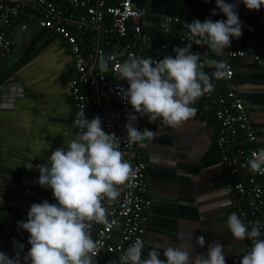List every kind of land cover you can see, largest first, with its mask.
I'll return each instance as SVG.
<instances>
[{"label": "crops", "instance_id": "obj_1", "mask_svg": "<svg viewBox=\"0 0 264 264\" xmlns=\"http://www.w3.org/2000/svg\"><path fill=\"white\" fill-rule=\"evenodd\" d=\"M171 1L177 2L174 4L179 11L176 15L156 14L149 4L138 8L137 0L134 4L149 16H178L189 23L195 19L201 22L227 19L215 0ZM213 9L216 15H212ZM237 11L243 22V35L239 39L232 37L230 48L252 47L264 51V6L259 11L249 10L238 2ZM146 19L142 26L147 27ZM149 30L144 31L150 34ZM165 37L156 47L169 44L174 48L172 40ZM84 48L87 53L88 47ZM6 65L8 71H0V232L6 224L18 228V221H26L33 203L44 200L56 203L51 189L35 183L40 175L36 165L45 164L54 150L65 147L78 132L74 126L76 105L71 93L76 74L72 55L63 39L30 24L28 29L17 31ZM123 82L128 88L127 80ZM235 83L257 136L254 144L244 142V134L240 139L248 147L264 148V66L237 62ZM225 86L224 81L219 82L224 96ZM82 90L87 97H92L89 86H83ZM192 107L197 109L196 115L180 127L165 126L161 119L152 124L147 117L137 121L138 130L146 127L156 131L155 139L137 142L148 167L146 194L154 202L148 212L142 259L157 246L161 259H165L163 249L179 244L193 255L206 256L208 245L218 242L224 247L226 264H240L247 239L236 240L227 226L232 212L247 223L238 203L239 194L229 187L239 183L240 177L223 163L217 144L219 124L210 100L202 96ZM18 230V237L0 242V252L14 257L18 249H14L13 241L24 245L21 255L30 250L28 232ZM181 235L182 241L178 239ZM200 236L205 238L203 247L196 243ZM119 258V255L105 254L101 264H119Z\"/></svg>", "mask_w": 264, "mask_h": 264}, {"label": "clouds", "instance_id": "obj_2", "mask_svg": "<svg viewBox=\"0 0 264 264\" xmlns=\"http://www.w3.org/2000/svg\"><path fill=\"white\" fill-rule=\"evenodd\" d=\"M215 2L226 20L201 22L195 19L191 23L184 22V28L195 44L206 45L221 56L231 47L232 37L239 39L243 35L238 2L249 10L259 11L264 0ZM216 14L213 9L212 15ZM192 45L189 42L185 47H174L175 57L166 55L158 60L129 54L116 65L120 80H127L129 85L127 89L120 88L119 94L134 110L128 113L124 126L129 143L155 139L156 131L146 127L140 131L136 127L141 117H147L152 124L161 119L165 126L180 127L196 115L197 109L192 105L198 98L214 89L212 79L226 75L225 61L212 60L206 55L202 60L201 54L192 51ZM110 60L111 56H98L100 73L109 71ZM205 65L214 71L209 74L204 70ZM74 125L80 129L75 138L65 147L54 150L45 164L36 165L40 175L35 183L51 189L56 203L44 200L31 205L27 220L17 222L19 229L30 234V250L21 255L24 245L13 241L14 249H18L16 255L10 257L0 252V264H94L97 243L91 236L92 224L108 223L107 209L102 201H116L120 196L119 186L135 173L122 157L120 138L104 131L99 115L89 120L81 110ZM247 164L251 172L264 175V148L254 151ZM227 226L236 240H251L250 250L243 254L240 264H264L260 222L249 230L237 213L232 212ZM178 239L182 241L183 235ZM189 239L192 240V234ZM196 243L203 247L204 236L198 237ZM144 248L145 242L137 238L120 256L119 264H226L224 247L218 242L208 245L206 256L193 255L179 244L163 249L165 259H161L159 246L148 251L147 258L142 259Z\"/></svg>", "mask_w": 264, "mask_h": 264}, {"label": "built area", "instance_id": "obj_3", "mask_svg": "<svg viewBox=\"0 0 264 264\" xmlns=\"http://www.w3.org/2000/svg\"><path fill=\"white\" fill-rule=\"evenodd\" d=\"M64 3L72 11L64 12ZM148 16V12L136 8L134 0H61L58 5L50 0H0V71H6V61L13 51L18 30H26L30 24H37L39 28L63 39L72 55L76 74L71 85L76 105L74 120L81 110L85 111V117L89 120L99 115L104 131L120 138L119 150L135 173L128 182L119 186L120 196L116 201H102L107 209L108 223L92 224L91 236L97 243L94 264H101L100 259L104 254L121 252L125 244L130 246L137 238L145 241L148 212L154 205L146 194L147 163L139 153L137 143H129L126 138L124 126L128 122V113L134 110L119 94V89H127V85L120 80L116 70V65L126 60L129 54L158 60L164 58L162 54L166 50L173 49L169 44L151 46L150 39L143 35L142 27V22ZM162 22L166 35H170L174 28H179L175 47H185L192 42V51L201 54L202 60L206 55L209 59L223 60L227 64L226 75L220 79L213 78L214 89L204 96L210 100L211 108L216 110L219 124L217 144L223 163L241 180L229 187L248 201V209L243 210L242 217L247 221L249 230L259 221L261 238L264 239V175L251 172L247 164L252 153L258 150L251 148L247 153L242 148L244 142L254 144L257 136L235 83L236 62L264 66V52L255 51L252 47L236 51L225 49L223 55L217 56L206 45H197L190 40L191 34L184 28L187 20L166 15ZM130 31L133 37H130ZM80 33L91 34V51L87 53L79 39ZM231 40L234 41L233 38ZM101 54L112 57L109 71L104 74L100 73L98 67V56ZM175 55L173 51L172 56ZM204 70L208 72L207 65ZM220 81L226 84L225 96L219 89ZM83 86L90 87L91 98L83 92ZM241 134L245 135L244 142L240 139ZM250 175L254 177L250 178ZM258 177L261 181H256ZM19 235L16 226L6 224L0 232V242ZM29 236L28 233L27 242ZM250 247L251 240L247 239L245 254Z\"/></svg>", "mask_w": 264, "mask_h": 264}, {"label": "trees", "instance_id": "obj_4", "mask_svg": "<svg viewBox=\"0 0 264 264\" xmlns=\"http://www.w3.org/2000/svg\"><path fill=\"white\" fill-rule=\"evenodd\" d=\"M50 1L53 2V3H55V4H57V5L61 3V0H50ZM176 3H177L176 1H171V0H154V1H150V2L148 0H137L138 8H143L146 4H149V5L152 6L151 7L152 10L154 12H156V14L157 13H162L163 14V12L165 14H172V15L178 14L179 11H177L174 8V4H176ZM62 10L64 12H66V13H69L70 11H72V9L67 4H65V3L62 4ZM147 19H148V25H147V27L144 24L142 26L143 27V35L144 36H147L146 34H148V33H146L144 30H146L147 28L150 29L149 30L150 31V34H148V35L151 38V40H150L151 46L156 47L157 44H159L160 42L162 43V41H164L165 38H166L165 36L169 37L172 40V44L177 45V37L179 35V28H174L173 32L170 35H166V33L164 32L163 26H162L163 25V22H162L163 21V16L162 17L161 16H157V17L156 16H149ZM147 19H146V21H147ZM36 26L38 27L37 24H36ZM131 35H133V34H130V37H133ZM172 35H173V37H171ZM149 36H147V37H149ZM90 37H91V34H87V33H80V35H79V39H80V41L82 43V46L83 47L84 46L85 47H88V51L87 52L91 51V50H89V47L91 48V45L89 43ZM226 49L227 50H230V51H232V50H235L236 51V50H243L244 48H235L234 49V48H230L229 47V48H226ZM84 50H85V48H84ZM255 51L261 52L263 50L255 49ZM172 54H173V49H170V50H166L162 55H171L172 56ZM10 55H9V57H10ZM236 64H237V62H236ZM213 70L214 69L208 68V73L211 74V72ZM6 71H8L7 65H6ZM242 148L247 153L251 149V147H248L245 144L242 145ZM252 177H254V176L250 175V178H252ZM258 178H257L256 181H261V179L260 178L258 179ZM237 197H239L238 198V200H239L238 203L241 204V206H242L241 209L244 210V211H247V209H248V201L245 198H242L240 195H238ZM128 247H129V245L125 244L124 245V248H123V250L121 252H116V253H111V254L112 255H119V256H121L124 253V251L127 250ZM100 262H101V259H100Z\"/></svg>", "mask_w": 264, "mask_h": 264}]
</instances>
